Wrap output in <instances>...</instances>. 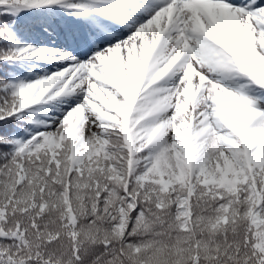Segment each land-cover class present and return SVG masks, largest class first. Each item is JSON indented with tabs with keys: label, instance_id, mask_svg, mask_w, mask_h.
<instances>
[{
	"label": "snow or ice",
	"instance_id": "1",
	"mask_svg": "<svg viewBox=\"0 0 264 264\" xmlns=\"http://www.w3.org/2000/svg\"><path fill=\"white\" fill-rule=\"evenodd\" d=\"M0 264H264V0H0Z\"/></svg>",
	"mask_w": 264,
	"mask_h": 264
}]
</instances>
